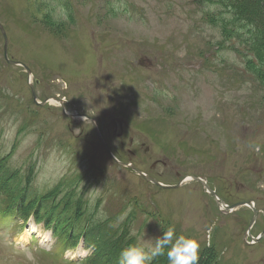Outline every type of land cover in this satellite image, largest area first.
<instances>
[{
    "label": "rangeland",
    "instance_id": "rangeland-1",
    "mask_svg": "<svg viewBox=\"0 0 264 264\" xmlns=\"http://www.w3.org/2000/svg\"><path fill=\"white\" fill-rule=\"evenodd\" d=\"M219 10L213 0H0V24L8 56L30 69L38 99L55 94L69 112L95 115L119 157L160 180L201 173L227 202L253 199L262 211L257 233L264 227V86L236 40H224L209 20ZM257 10L264 16V4ZM2 48L0 35V154L9 151L10 168L32 164L46 187L58 179L97 199L104 214L117 208L109 220L119 214L118 224L139 216L130 225L143 227L146 239L169 227L196 239L199 264L206 255L216 257L210 264H264V246L244 236L248 208L222 216L193 181L160 190L118 167L86 121L70 125L53 103L37 109L24 69L5 63ZM147 195L162 207L157 215L136 206L150 211ZM8 227L0 218V258L13 257L7 264H56L35 253L37 242L23 244L30 231L19 243Z\"/></svg>",
    "mask_w": 264,
    "mask_h": 264
},
{
    "label": "trees",
    "instance_id": "trees-1",
    "mask_svg": "<svg viewBox=\"0 0 264 264\" xmlns=\"http://www.w3.org/2000/svg\"><path fill=\"white\" fill-rule=\"evenodd\" d=\"M217 9L216 13H209V20H216V25L224 40L230 38L237 44L238 53L242 56L248 70L254 72L264 86V16L257 8L264 4V0H213ZM212 21V20H211ZM32 208L31 204L23 208V214L28 216ZM102 223L99 222V226ZM92 243L96 244L94 256L92 259H85L82 264H99L100 259H104L100 252L107 251L109 243L112 241V247L120 246L121 243L129 244L130 239L126 234H114L107 241L102 242V233L91 237ZM61 243L74 245L75 240L70 242L68 238H62ZM112 256L113 254L110 253ZM116 257V256H115ZM166 256H160L154 259L152 264H162ZM206 264L213 263L210 256L206 255ZM167 259V258H166ZM118 264V263H116Z\"/></svg>",
    "mask_w": 264,
    "mask_h": 264
},
{
    "label": "clouds",
    "instance_id": "clouds-1",
    "mask_svg": "<svg viewBox=\"0 0 264 264\" xmlns=\"http://www.w3.org/2000/svg\"><path fill=\"white\" fill-rule=\"evenodd\" d=\"M146 232L140 237V243L123 248L118 257V264H152L154 259L166 256L168 264H199L200 244L196 239L176 235L169 227L162 235L148 237Z\"/></svg>",
    "mask_w": 264,
    "mask_h": 264
},
{
    "label": "water",
    "instance_id": "water-1",
    "mask_svg": "<svg viewBox=\"0 0 264 264\" xmlns=\"http://www.w3.org/2000/svg\"><path fill=\"white\" fill-rule=\"evenodd\" d=\"M29 71L27 70V73H28ZM108 150V149H107ZM123 165H126V164H123ZM137 171V170H136ZM139 174L140 175H142V176H144L147 180H150V181H152L153 183H156L152 178H150V177H148V176H145L142 172L140 173L139 172ZM208 189V188H207ZM208 191H209V193L211 194V195H213V192L210 190V189H208Z\"/></svg>",
    "mask_w": 264,
    "mask_h": 264
},
{
    "label": "bare ground",
    "instance_id": "bare-ground-1",
    "mask_svg": "<svg viewBox=\"0 0 264 264\" xmlns=\"http://www.w3.org/2000/svg\"><path fill=\"white\" fill-rule=\"evenodd\" d=\"M27 234H28V233H27ZM22 235H23V237H22V238L24 239V237H26V234H22ZM27 236H28V235H27ZM20 239H21V238H20ZM24 242H25V240H24Z\"/></svg>",
    "mask_w": 264,
    "mask_h": 264
}]
</instances>
